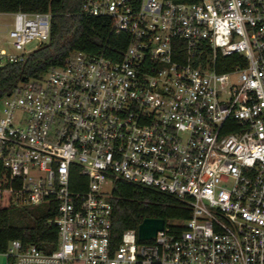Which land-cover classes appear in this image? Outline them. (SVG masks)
<instances>
[{
    "label": "built area",
    "instance_id": "2783aa9c",
    "mask_svg": "<svg viewBox=\"0 0 264 264\" xmlns=\"http://www.w3.org/2000/svg\"><path fill=\"white\" fill-rule=\"evenodd\" d=\"M81 12L109 19L124 46L73 51L0 98V194L54 206L57 233L51 251L11 240L2 264H264V0H82ZM11 14L0 69L49 38L50 12ZM118 181L189 217L113 245Z\"/></svg>",
    "mask_w": 264,
    "mask_h": 264
},
{
    "label": "trees",
    "instance_id": "16d2710c",
    "mask_svg": "<svg viewBox=\"0 0 264 264\" xmlns=\"http://www.w3.org/2000/svg\"><path fill=\"white\" fill-rule=\"evenodd\" d=\"M82 0H0V13L50 12L48 41L41 43L21 63L0 69V98L19 80L36 77L50 66L62 63L73 51L97 53L105 45L124 46V38L110 34V21L81 12ZM240 56H232L230 59ZM229 59V58H228ZM242 59V58H241ZM110 240L117 245L124 230H137L144 218L165 222L189 217V211L175 198L124 182L114 184ZM54 206L13 205L8 192L0 194V251L11 240L35 244L51 251L57 240L56 229L48 224Z\"/></svg>",
    "mask_w": 264,
    "mask_h": 264
},
{
    "label": "water",
    "instance_id": "95a60500",
    "mask_svg": "<svg viewBox=\"0 0 264 264\" xmlns=\"http://www.w3.org/2000/svg\"><path fill=\"white\" fill-rule=\"evenodd\" d=\"M163 226H164L163 219L144 218L137 227L138 241H148L153 239L156 235V232L162 230Z\"/></svg>",
    "mask_w": 264,
    "mask_h": 264
},
{
    "label": "rangeland",
    "instance_id": "374dc122",
    "mask_svg": "<svg viewBox=\"0 0 264 264\" xmlns=\"http://www.w3.org/2000/svg\"><path fill=\"white\" fill-rule=\"evenodd\" d=\"M13 16L10 13H0V47H6V40L8 39V31L12 26ZM38 47L37 41H31L26 44V51H33ZM1 108V104H0ZM170 223V222H167ZM0 264H2V259H0Z\"/></svg>",
    "mask_w": 264,
    "mask_h": 264
},
{
    "label": "crops",
    "instance_id": "0c3cea01",
    "mask_svg": "<svg viewBox=\"0 0 264 264\" xmlns=\"http://www.w3.org/2000/svg\"><path fill=\"white\" fill-rule=\"evenodd\" d=\"M10 14V13H9Z\"/></svg>",
    "mask_w": 264,
    "mask_h": 264
}]
</instances>
